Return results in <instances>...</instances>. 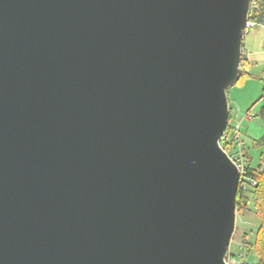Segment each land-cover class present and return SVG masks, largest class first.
Returning <instances> with one entry per match:
<instances>
[{"label": "water", "instance_id": "obj_1", "mask_svg": "<svg viewBox=\"0 0 264 264\" xmlns=\"http://www.w3.org/2000/svg\"><path fill=\"white\" fill-rule=\"evenodd\" d=\"M252 8L0 0V264H228Z\"/></svg>", "mask_w": 264, "mask_h": 264}, {"label": "rangeland", "instance_id": "obj_2", "mask_svg": "<svg viewBox=\"0 0 264 264\" xmlns=\"http://www.w3.org/2000/svg\"><path fill=\"white\" fill-rule=\"evenodd\" d=\"M255 23V22H254ZM248 60V76L228 90L231 108L229 129L240 125L241 141L251 156L253 168L264 164V24L256 23L252 29H247L244 37V52ZM258 142V144L256 143ZM229 141L225 149L231 155L236 148ZM257 220L252 212L237 211L236 230L228 252V264H240L245 259V248L254 239ZM255 263L259 258L256 252L250 253Z\"/></svg>", "mask_w": 264, "mask_h": 264}, {"label": "trees", "instance_id": "obj_3", "mask_svg": "<svg viewBox=\"0 0 264 264\" xmlns=\"http://www.w3.org/2000/svg\"><path fill=\"white\" fill-rule=\"evenodd\" d=\"M249 19L258 24H264V0H253V8ZM242 65L244 73L240 82L244 77L248 76L247 67L249 63L244 53ZM262 114L264 115V108ZM256 143L258 144V142ZM261 143H264V138L261 139ZM244 154L250 161H252V158L249 156L245 147ZM248 169L249 175L257 181V186L251 191H239L237 198V211L239 213L252 212L257 220V228L253 232L254 239L250 241L249 246L245 248V259L240 264H264V164H260L256 168H253L250 164ZM251 251L258 254V263H255L253 257H250ZM226 258L228 259V255Z\"/></svg>", "mask_w": 264, "mask_h": 264}, {"label": "built area", "instance_id": "obj_4", "mask_svg": "<svg viewBox=\"0 0 264 264\" xmlns=\"http://www.w3.org/2000/svg\"><path fill=\"white\" fill-rule=\"evenodd\" d=\"M255 24L256 23L249 20V22L247 23V29H252ZM240 136V125H233L230 127V129L228 126L221 139V146L227 152V154L230 156V158L240 171L241 177L239 191L247 192L253 190L257 186V181L249 175L248 166L251 164V161L244 154V144L241 141ZM229 141H232L231 146H235L236 148L233 155H231L229 151L225 149Z\"/></svg>", "mask_w": 264, "mask_h": 264}]
</instances>
